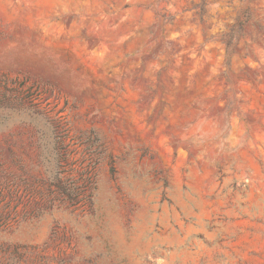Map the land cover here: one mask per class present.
Segmentation results:
<instances>
[{"label":"rangeland","instance_id":"374dc122","mask_svg":"<svg viewBox=\"0 0 264 264\" xmlns=\"http://www.w3.org/2000/svg\"><path fill=\"white\" fill-rule=\"evenodd\" d=\"M0 264H264V0H0Z\"/></svg>","mask_w":264,"mask_h":264},{"label":"trees","instance_id":"16d2710c","mask_svg":"<svg viewBox=\"0 0 264 264\" xmlns=\"http://www.w3.org/2000/svg\"><path fill=\"white\" fill-rule=\"evenodd\" d=\"M244 26L245 21H242L239 18L228 28L226 33L220 36V41L223 44L225 50V67L227 70L225 75L228 74L231 57L235 54V49L238 46V41L242 35Z\"/></svg>","mask_w":264,"mask_h":264}]
</instances>
